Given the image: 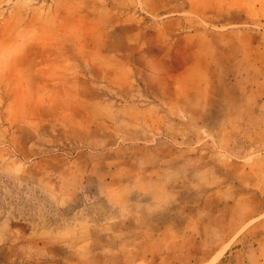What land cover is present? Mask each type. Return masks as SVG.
<instances>
[{"label": "rangeland", "instance_id": "374dc122", "mask_svg": "<svg viewBox=\"0 0 264 264\" xmlns=\"http://www.w3.org/2000/svg\"><path fill=\"white\" fill-rule=\"evenodd\" d=\"M264 264V0H0V264Z\"/></svg>", "mask_w": 264, "mask_h": 264}, {"label": "crops", "instance_id": "0c3cea01", "mask_svg": "<svg viewBox=\"0 0 264 264\" xmlns=\"http://www.w3.org/2000/svg\"><path fill=\"white\" fill-rule=\"evenodd\" d=\"M250 248H247L245 252L236 250L234 253H232L233 258H237L239 264H254V258L252 259L250 256Z\"/></svg>", "mask_w": 264, "mask_h": 264}]
</instances>
